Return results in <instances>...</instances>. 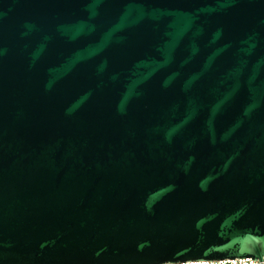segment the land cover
I'll list each match as a JSON object with an SVG mask.
<instances>
[{"label": "water", "instance_id": "obj_1", "mask_svg": "<svg viewBox=\"0 0 264 264\" xmlns=\"http://www.w3.org/2000/svg\"><path fill=\"white\" fill-rule=\"evenodd\" d=\"M264 257V0H0V264Z\"/></svg>", "mask_w": 264, "mask_h": 264}, {"label": "built area", "instance_id": "obj_2", "mask_svg": "<svg viewBox=\"0 0 264 264\" xmlns=\"http://www.w3.org/2000/svg\"><path fill=\"white\" fill-rule=\"evenodd\" d=\"M252 258H227V259H220V260H201V261H188V262H181V263H163V264H249Z\"/></svg>", "mask_w": 264, "mask_h": 264}, {"label": "flooded vegetation", "instance_id": "obj_3", "mask_svg": "<svg viewBox=\"0 0 264 264\" xmlns=\"http://www.w3.org/2000/svg\"><path fill=\"white\" fill-rule=\"evenodd\" d=\"M249 264H264V257L263 260L252 259L251 262H249Z\"/></svg>", "mask_w": 264, "mask_h": 264}]
</instances>
